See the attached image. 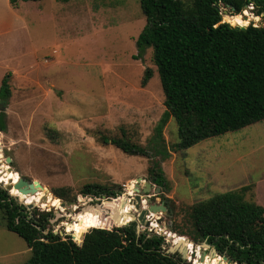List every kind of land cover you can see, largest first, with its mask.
<instances>
[{
	"label": "rangeland",
	"instance_id": "374dc122",
	"mask_svg": "<svg viewBox=\"0 0 264 264\" xmlns=\"http://www.w3.org/2000/svg\"><path fill=\"white\" fill-rule=\"evenodd\" d=\"M7 1L14 20L21 16L28 31L21 21L13 22L6 50L2 51L9 55L0 54V88L3 77L13 73L10 97L0 98V113L5 112V129H0V166L11 156L9 165L20 177L38 180L53 196L55 187H70L72 195L77 196L76 200L59 198L62 205L65 202L64 209L44 206L43 201L32 202L34 206L30 208L29 194L20 197L11 190L9 193L29 210L59 213L49 228L61 235H72L66 224L75 223L80 216L76 213L89 205L94 213L98 204L104 206L110 200L103 196H82L93 197L91 201L78 197L84 184L122 186L111 198L122 195L121 210L125 207L121 217L129 221L124 212L129 197L135 195V187L128 183L137 178H142V186L151 182L147 172L150 160L124 153L112 144L103 145L93 132L119 134L124 126L134 139L147 145L166 109L153 48H147L141 58H134L138 54L136 38L147 23L140 1L39 0L19 1L17 7ZM245 10L255 14L252 4ZM222 14L226 22L236 15L229 6L222 7ZM263 15H257L255 25L264 23ZM11 53L22 55L24 64L19 58L10 59ZM148 67L154 75L143 86ZM163 133L172 153L162 162L170 191L161 188L150 204L166 203L170 198L174 212L158 211L155 217H162L158 222L161 229L149 225L141 231L171 232L174 226L188 230L187 211L193 203L245 185H252L248 197L253 195L264 206V119L179 151L173 150L179 140L174 117H170ZM0 183L5 187L6 181ZM155 187L153 184L151 193ZM2 216L0 210V220ZM117 223L113 226L125 224ZM184 236L190 238L188 234ZM167 238L172 244L173 239L169 235ZM200 250L205 255L218 256L211 253V246H201ZM196 251L186 255L192 264H198L191 260ZM30 257L26 241L0 226V264H25Z\"/></svg>",
	"mask_w": 264,
	"mask_h": 264
},
{
	"label": "trees",
	"instance_id": "16d2710c",
	"mask_svg": "<svg viewBox=\"0 0 264 264\" xmlns=\"http://www.w3.org/2000/svg\"><path fill=\"white\" fill-rule=\"evenodd\" d=\"M19 1L10 0L17 7ZM68 2L70 0H59ZM147 23L136 38L141 58L147 48H153V61L157 66L165 95V111L148 139L147 145L133 138L127 128L121 127L119 134L97 130L93 136L103 145L112 144L129 155L148 157L150 181L170 191L162 162L172 156L164 128L174 117L178 126L179 140L173 150L189 148L203 139L235 131L264 119V23L249 24L245 28L232 24H247L258 20L264 13V0H139ZM253 5L255 14L245 10ZM229 6L233 16L223 21L222 7ZM243 14L240 15V13ZM247 15V18L244 17ZM264 16V15H263ZM11 72L3 77L0 98L11 95ZM154 75L152 68L145 69L142 85ZM5 112L0 113V129H5ZM0 148V161H1ZM7 164L0 166V181L8 178L18 181V172L5 173ZM137 180L128 186L135 187ZM86 183L78 197L117 196L122 186ZM252 185L216 194L199 200L188 208V230L176 226L171 231L181 236L188 234L195 243L206 241L215 246L222 255L246 264H264V206L258 204L253 195L248 197ZM12 193L22 196L18 189ZM50 192L40 188L29 194L30 202L63 208L59 198L76 200L70 187H55ZM129 196L130 193L128 192ZM122 196V195H121ZM105 201L102 211H96L73 223L68 232L61 235L49 228L56 215L51 211L29 210L0 183V226L22 237L31 249V257L25 264H192L177 251L170 253L164 247L163 234L137 231V222L122 220L121 200ZM166 198L165 196H163ZM172 199L167 198V213L174 212ZM76 207V206H75ZM133 206L127 205L126 219L130 218ZM115 218H109V212ZM84 213H76L82 215ZM151 227L161 229L152 220ZM45 231H48L47 233ZM169 233L174 242L181 236ZM191 257L198 264H227L220 257L205 255L193 242H184Z\"/></svg>",
	"mask_w": 264,
	"mask_h": 264
},
{
	"label": "water",
	"instance_id": "95a60500",
	"mask_svg": "<svg viewBox=\"0 0 264 264\" xmlns=\"http://www.w3.org/2000/svg\"><path fill=\"white\" fill-rule=\"evenodd\" d=\"M244 17L247 18V15H244ZM249 24H255V20L251 19L248 24L235 23L232 25L240 27V28H245ZM1 152H2V150H1ZM11 162H12L11 156H7L6 157V164L8 165L7 173L16 172L9 165ZM141 181H142V178H137V182L135 183V188H134L135 195L133 197H129L130 204L133 206V209L130 210V213H129L131 215V219L125 223V224H128L131 221H136L138 232H141V228L143 226H145V227H147L149 225L151 226L152 220H155L157 223L161 220L162 217H159V216L155 217V213H157L158 211H163L165 213L167 212V206L165 205L164 201L161 202L160 204H158V203H151L150 204V202L152 200V195L160 193L161 187H159V186L155 187V192L151 193L150 191L153 188V183L147 181L145 183V185L142 186ZM5 188L8 191L15 188L24 194H35L39 191L40 188H43V186L38 180H30V179H27L26 177H19L18 181H14L13 179L8 178V180L5 183ZM106 197H107L106 195L103 196V198H106ZM114 199H116V198H110V200H108V201H113ZM83 200H86V198H83ZM91 200H93V197H90V199H88V201H91ZM145 201L147 203H145ZM63 205H65V202H63ZM98 205L102 206L101 204H98ZM28 206L31 208L34 206V204L32 202H28ZM56 216H59V213ZM51 221H52V219H51ZM89 230H90V228L87 231H89ZM151 231L156 232L158 234H163L165 236L166 240L164 242V247L167 249L168 252L175 253V252L179 251L182 254V257L185 259H187L186 255L189 253V247L185 246V244H184L185 240H187V242H193V244H195L199 247H201V246L210 247L211 246V253L215 254V255L217 254L219 256L216 247L212 246L210 243H208L206 241H203L202 243L198 244V243H195L191 238H186L185 236H182L183 238H186V239H181L177 243L171 244V241L167 238V236L169 235V233H175V232H173V231L169 232V231L165 230L163 233H161V232L155 231L154 229H151ZM45 232L47 233L48 231H45ZM86 232H84L82 234L80 240L75 239L74 234H72V238L75 239L76 241L78 240L77 242L79 244H81L83 237H84ZM177 235H179V234H177ZM205 254L206 253L204 251L201 255L200 260H204ZM220 256H222V259L226 260L228 264H246V263L241 262L239 260H233L232 258L228 257L227 255H220Z\"/></svg>",
	"mask_w": 264,
	"mask_h": 264
},
{
	"label": "crops",
	"instance_id": "0c3cea01",
	"mask_svg": "<svg viewBox=\"0 0 264 264\" xmlns=\"http://www.w3.org/2000/svg\"><path fill=\"white\" fill-rule=\"evenodd\" d=\"M5 1V0H4ZM59 1V0H58ZM8 1L6 0V2H2L0 0V54L4 56H7L9 54L7 53H2V51L6 50V43L9 41V37H10V33L12 31L13 27V22L15 21H21L23 27L28 31V29L26 28L25 22L23 21V19L20 17H17V20H14L13 16V12L11 11L12 9H10L8 3ZM27 2V1H25ZM63 2V1H61ZM69 2V1H68ZM65 3V2H64ZM20 59V63L24 64V58H22V55L20 54H10V59ZM14 69V68H12ZM11 69V70H12ZM13 75V73H12Z\"/></svg>",
	"mask_w": 264,
	"mask_h": 264
},
{
	"label": "bare ground",
	"instance_id": "6f19581e",
	"mask_svg": "<svg viewBox=\"0 0 264 264\" xmlns=\"http://www.w3.org/2000/svg\"><path fill=\"white\" fill-rule=\"evenodd\" d=\"M82 199H83V198H82ZM86 200H88V199H86ZM129 201H130V200L128 199V203H129ZM61 204H62V203H61ZM92 209H93V206H88V207H85V208H84V210H83L84 213H83L82 215H80L79 218L75 221L73 229H74V228H78V227L80 226V220H81L82 218L86 217L87 215H88V216L91 215V213H92V212H91ZM96 209H97L96 211L101 212V211H102V206H99V205H98ZM112 216H115V213H114V212H112L111 214H108V217H109V218H111ZM69 224H70V223H69ZM69 224H66V227H68ZM181 239H186V238L181 237ZM181 239H180V240H181ZM185 241L187 242V240H185ZM185 241H184V242H185ZM177 242H178V241H176V242L173 241V243H177ZM188 243H190V242H188Z\"/></svg>",
	"mask_w": 264,
	"mask_h": 264
},
{
	"label": "flooded vegetation",
	"instance_id": "af4514ba",
	"mask_svg": "<svg viewBox=\"0 0 264 264\" xmlns=\"http://www.w3.org/2000/svg\"><path fill=\"white\" fill-rule=\"evenodd\" d=\"M154 195H156V194H153L152 197H153ZM109 198H110V197H109ZM212 246H213V245H212ZM214 247H215V246H214ZM216 249H217V248H216ZM217 252H218V250H217ZM218 254H219V255H222V254H220L219 252H218Z\"/></svg>",
	"mask_w": 264,
	"mask_h": 264
}]
</instances>
